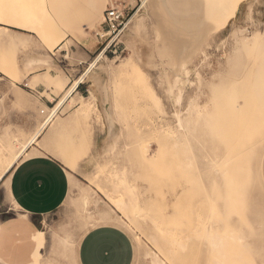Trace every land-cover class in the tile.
<instances>
[{
	"label": "rangeland",
	"instance_id": "374dc122",
	"mask_svg": "<svg viewBox=\"0 0 264 264\" xmlns=\"http://www.w3.org/2000/svg\"><path fill=\"white\" fill-rule=\"evenodd\" d=\"M48 1L51 19L41 18V0H0L1 23L16 27L0 30V110L9 104L28 124L0 127V167L7 142H26L105 46L89 0ZM106 4L126 19L118 52L98 60L29 147L60 161L70 180L34 235L44 248L35 260L76 264L73 242L109 214L125 223L111 226L130 237L133 264H152L145 251L160 264H264V0H240L180 76L159 59L161 34L141 0H104L102 11ZM54 19L65 25L61 42ZM189 98L203 120L193 141L176 129ZM18 214L0 193V221Z\"/></svg>",
	"mask_w": 264,
	"mask_h": 264
},
{
	"label": "crops",
	"instance_id": "0c3cea01",
	"mask_svg": "<svg viewBox=\"0 0 264 264\" xmlns=\"http://www.w3.org/2000/svg\"><path fill=\"white\" fill-rule=\"evenodd\" d=\"M89 2L94 9H98L97 16L101 19L107 4L102 11L104 0ZM49 4L48 0H41L42 19L45 16L51 19L47 16V9L53 6ZM55 21L58 26L65 28L61 20ZM1 22L0 15V30L13 32L10 29H16ZM1 94L3 93L0 89ZM10 98L14 100L12 96ZM10 107L7 104L3 111L0 110V127L8 122L12 125L28 126L27 122H23V114L11 110ZM28 150L29 148L23 154L25 159L20 158L10 172L0 179V193L7 196L19 213L0 221V264H29L31 261L32 264H41L35 259L43 254L44 248L36 250L37 241L34 235L40 234L38 231H41L42 219L63 205L70 190L68 172L60 161L41 154L37 148ZM260 178L264 186V152L260 162ZM98 222L104 226L95 227L93 224V228L81 237L77 248L73 242L71 252L76 264H133L134 247L130 237L121 229L111 226L122 224Z\"/></svg>",
	"mask_w": 264,
	"mask_h": 264
},
{
	"label": "bare ground",
	"instance_id": "6f19581e",
	"mask_svg": "<svg viewBox=\"0 0 264 264\" xmlns=\"http://www.w3.org/2000/svg\"><path fill=\"white\" fill-rule=\"evenodd\" d=\"M239 2L240 0H141V4H142L141 9L145 7V10L152 17H154L157 27L155 28L157 31L158 30L160 31L158 32V34L161 35H159L158 38L161 36L160 38H162L161 40L162 46L157 50L159 59L161 58L162 60V58H165L169 62V64L171 63L172 66L169 67L174 70V71L172 70L175 73L174 75L180 76L182 75L183 66L188 63L190 57L196 52L201 42H203V40L205 39L206 34L210 30H214L218 28L220 25H223L224 22L226 21V18H228L230 15H235L239 9ZM161 11H164V13L166 14L165 17H162L163 13L160 14ZM54 34L55 36H59V42L67 38V33L65 31V28L60 27L58 25H57V30ZM254 46H257L255 42L251 43L249 45V48L253 49ZM103 55H104V51L101 50L98 57L89 66L90 68H88V70L86 69L87 71L85 72V74L83 76H80L75 82L72 83L66 95L57 102L54 108L47 109V115L44 122L39 126V128H37V130L31 135V137L26 142H22L18 139L7 142V145L9 144L7 147L9 148L10 154L8 156L4 154V156L6 157L5 158L3 157L5 160H2V164L0 167V179L1 177L6 176L10 172L12 167L20 160L21 156L25 154V152L31 145L39 141V139L42 136V132L46 129L47 125L55 117L56 112L63 106L66 99L69 98L74 92H76L77 86L83 83L85 75L98 62V60L101 59ZM8 64L11 65V63ZM162 75L164 76V73ZM96 82H98V85L100 84L99 81ZM44 83L48 87L51 86V77L45 78ZM93 85H95V83ZM96 85L95 87H97ZM18 90L20 91L19 88H17V91ZM178 99L179 98H177V102ZM190 99L191 98H189V103L187 102L188 103L186 105L187 109L184 112L185 115L187 112V116H186L187 119L185 117V119L183 120V118H181L182 117L181 115H180L181 117L177 115L175 117H177L178 127H176V129L178 128L177 129L179 134L178 137H182L186 140L193 141L191 138H195V136H197L200 133L203 120H202V116L198 112V109L200 107H198V105L195 104L196 103L195 101L193 100L190 101ZM93 104L94 103H92V106ZM84 106H86L85 103L82 106V109H80V111L81 110L83 111V109L85 108ZM41 112L43 114L45 113L44 110ZM179 112H176V114H179ZM106 115L107 114L105 113V116ZM106 118L110 122V118H108V116H106ZM109 124L111 125V123ZM62 126L63 123H60L59 125H57V128L60 129L62 128ZM111 132H113L112 126H111ZM16 146H19V150L18 152L13 153L12 151L15 150L14 148H16ZM86 201L87 198L83 197L84 205L87 204ZM98 221L117 222L122 225L125 224L121 220H119L118 217H114L109 214L101 215ZM136 238L137 240L135 241L137 242L138 237ZM142 243L144 244V242ZM150 252L145 251V256L151 259L152 264H160L161 261L155 258L156 256L155 253L154 252L150 253Z\"/></svg>",
	"mask_w": 264,
	"mask_h": 264
},
{
	"label": "built area",
	"instance_id": "2783aa9c",
	"mask_svg": "<svg viewBox=\"0 0 264 264\" xmlns=\"http://www.w3.org/2000/svg\"><path fill=\"white\" fill-rule=\"evenodd\" d=\"M102 23L105 29L107 30V33L105 34L107 38L101 43V45H105L102 48V51H104V55L107 52L114 55L118 52V49H116V41L118 40L119 36L125 28L126 19L123 17V14H120V12L117 11L115 8H106L103 14ZM79 87L80 85H78L76 89H78Z\"/></svg>",
	"mask_w": 264,
	"mask_h": 264
},
{
	"label": "trees",
	"instance_id": "16d2710c",
	"mask_svg": "<svg viewBox=\"0 0 264 264\" xmlns=\"http://www.w3.org/2000/svg\"><path fill=\"white\" fill-rule=\"evenodd\" d=\"M80 88V87H79Z\"/></svg>",
	"mask_w": 264,
	"mask_h": 264
}]
</instances>
